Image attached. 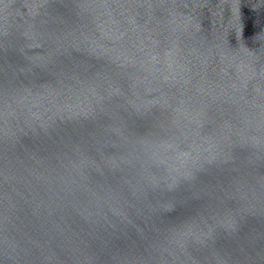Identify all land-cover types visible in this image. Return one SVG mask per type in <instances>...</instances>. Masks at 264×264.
Masks as SVG:
<instances>
[{"label":"water","instance_id":"1","mask_svg":"<svg viewBox=\"0 0 264 264\" xmlns=\"http://www.w3.org/2000/svg\"><path fill=\"white\" fill-rule=\"evenodd\" d=\"M0 264H264V0H0Z\"/></svg>","mask_w":264,"mask_h":264}]
</instances>
